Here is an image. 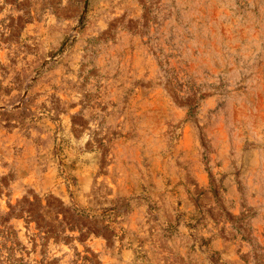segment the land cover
Returning <instances> with one entry per match:
<instances>
[{"label": "rangeland", "instance_id": "obj_1", "mask_svg": "<svg viewBox=\"0 0 264 264\" xmlns=\"http://www.w3.org/2000/svg\"><path fill=\"white\" fill-rule=\"evenodd\" d=\"M0 264H264V0H0Z\"/></svg>", "mask_w": 264, "mask_h": 264}]
</instances>
